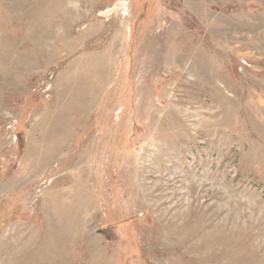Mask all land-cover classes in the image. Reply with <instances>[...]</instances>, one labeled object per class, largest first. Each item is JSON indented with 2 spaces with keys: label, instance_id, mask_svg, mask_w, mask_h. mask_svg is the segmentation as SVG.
Instances as JSON below:
<instances>
[{
  "label": "rangeland",
  "instance_id": "374dc122",
  "mask_svg": "<svg viewBox=\"0 0 264 264\" xmlns=\"http://www.w3.org/2000/svg\"><path fill=\"white\" fill-rule=\"evenodd\" d=\"M0 264H264V0H0Z\"/></svg>",
  "mask_w": 264,
  "mask_h": 264
},
{
  "label": "bare ground",
  "instance_id": "6f19581e",
  "mask_svg": "<svg viewBox=\"0 0 264 264\" xmlns=\"http://www.w3.org/2000/svg\"><path fill=\"white\" fill-rule=\"evenodd\" d=\"M178 146V145H177ZM57 217V216H56ZM61 220V219H60ZM62 235V234H61Z\"/></svg>",
  "mask_w": 264,
  "mask_h": 264
}]
</instances>
